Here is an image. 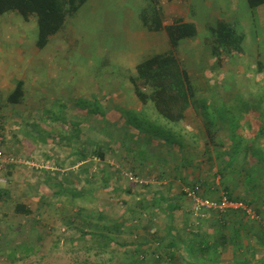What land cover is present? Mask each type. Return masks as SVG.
<instances>
[{
    "label": "rangeland",
    "instance_id": "374dc122",
    "mask_svg": "<svg viewBox=\"0 0 264 264\" xmlns=\"http://www.w3.org/2000/svg\"><path fill=\"white\" fill-rule=\"evenodd\" d=\"M102 1L105 3L106 0H89L74 17L67 19L64 29L50 39L51 46L58 49L57 53L37 50L33 61L40 62L41 71L33 82L43 84L39 95H30L25 104L10 105L3 97L9 89L0 93V121L4 118L3 114L11 115L9 121L6 120L0 127V161L3 163L0 189L12 197L3 200L0 206V264H130L126 261L128 257L118 248H114V255L95 256V251L88 252L91 244L100 242L83 240L80 234L84 231L107 234L109 238L122 241L115 237V228L110 225L103 227L101 218L97 215L91 217L90 212L104 209L115 221L120 210V216H125L122 218L124 220L130 216L124 213L129 206H118L119 200L131 202V199L103 193L98 179L102 176L105 178L103 169L109 173L107 167L97 165L100 173L96 169L95 175L90 176L95 182L86 180V174L94 167L93 164L88 162L78 172L70 167L79 161V154H83L85 160H90L93 151L105 152L108 157L110 153L118 154L121 149L126 146L130 148L140 140L146 144L143 154H149L153 142H159L163 137L176 142L172 136L176 138L179 131L182 133L179 124L172 125L164 120L152 104L143 106L133 97L128 81L132 77L131 74L129 76L131 64L124 60V56L131 55L128 51L131 38L123 36V32L121 36L110 35L101 15L108 5L105 4L100 13L96 9ZM141 2H149L150 7H146L145 12L152 19L151 0ZM237 4L236 17L239 21L235 26L245 36L240 55L221 52L219 61L212 56L210 47L207 50L202 45V57L195 62L187 52L179 53L178 57L189 79V110L197 111L198 119L209 134L222 137L223 152L234 156L235 151L242 149V153L247 151L252 157L257 155L254 160L260 164L256 167L264 168V77L257 76L255 67L257 61L261 62L263 68L260 70L264 74V6L251 10L243 0ZM161 5L160 12L166 18L182 19L186 14V5L182 0H162ZM196 21L199 37L195 40L197 35H194L180 40L177 51L183 50L182 46L190 45L194 53L201 42L209 40L207 27ZM126 25L128 29L129 22ZM36 37L33 20L24 23L15 13L0 17V72L3 74L0 78L7 79L8 86L14 85L19 78L30 82V77H27L28 70L14 67L13 62L2 59V49L7 58L13 56L8 52L15 45H20L26 54L28 48L35 47ZM46 58L54 60L53 68L47 64L49 62H44ZM243 70L246 76H250L245 78ZM240 77L243 79L240 80ZM125 106L132 110L124 109ZM249 124L254 127L252 132L247 128ZM129 148L125 149L128 155L133 152ZM170 161L176 162L175 158L169 160L168 157L162 162L169 164ZM38 162L41 165H37ZM22 170L26 174L21 173ZM6 172H13L16 177L7 180ZM65 179L74 182L75 188L86 196L98 191L100 197L97 200L90 197L78 200L76 207L82 208L81 212L72 209L71 206L75 204H68L69 201L57 210L50 201L38 200V190L48 195L59 193L58 187L53 190L50 186H56ZM256 189L264 193V182L259 181ZM108 197L112 198L110 203ZM253 201V208L264 222V199L255 198ZM18 204L25 206L31 215L16 214L15 206ZM20 247H39L40 250L12 263L7 258L6 248L8 251L15 250L17 258L21 255ZM112 256L117 258L113 259ZM146 257L142 264H159L151 256ZM175 260L169 264L181 263L177 258Z\"/></svg>",
    "mask_w": 264,
    "mask_h": 264
},
{
    "label": "crops",
    "instance_id": "0c3cea01",
    "mask_svg": "<svg viewBox=\"0 0 264 264\" xmlns=\"http://www.w3.org/2000/svg\"><path fill=\"white\" fill-rule=\"evenodd\" d=\"M238 1L240 0H182V3L186 5L184 17L182 19L166 18L162 14L163 27L178 21L189 22L195 28L196 40L199 37L196 20H199L202 26L207 27V29L215 27L219 20L235 26L236 22L239 21L236 17ZM243 1L246 2V0ZM105 4L108 5V8L101 15L104 27L109 28L110 35L119 34L121 36V32H123V36L131 38L129 41L131 46L128 49L131 55L124 56V60H128L131 64L129 65V76L130 74L132 77L134 76L135 68L140 63L155 55L172 51L166 34L163 31L154 32L150 21L148 24H144L142 21V13L146 7H149V2L143 4L141 0H106L105 3L102 1L101 5L96 8L99 13ZM261 17L263 18V15ZM262 21L264 22V19ZM23 22L29 23L24 20ZM34 22L35 20H33V24L36 27V22ZM128 22L130 27L127 29L126 23ZM180 43L173 50V54L179 63V53H190V59L192 58V61L195 62L196 59L202 57V45L209 48L204 41L194 53V49L190 45L182 46L183 50L177 51ZM10 49L8 54L10 55L11 52L13 56L10 55L7 58L2 49V59L13 62L14 67L28 70L27 77H30V82H24L21 78L17 79L24 85V98L21 104H25L30 95H39L41 86H43L42 82H33L36 79L34 78L36 74L41 71L40 62L33 61L37 49L36 47L28 48L27 55L20 48V45H15L14 48ZM39 52L57 53L58 49L51 46L49 41L48 45ZM30 55L32 57H29ZM53 61V59L46 58L44 62H49L47 64L53 68ZM180 65L185 71L181 63ZM261 66L262 63L257 61L255 67L259 78L264 77L260 70L263 68ZM242 74L244 77L246 76L244 70ZM0 75L3 74L0 72ZM224 76L226 77V75ZM248 76L250 74L246 77ZM24 77H26L25 74ZM241 79L243 77H240ZM7 82V79L0 78V93L9 89L3 96L5 100L15 89V82L12 86H8ZM190 103L191 95L189 109ZM125 107L124 109L132 110V108ZM189 109L184 113L181 122L178 123L182 133L179 131L176 138L172 136V140H176V142H170L163 137L159 142H153V146L150 147L152 152L149 154H143L146 146L144 140L133 143L130 148L126 146L118 154H109L108 152L112 158L106 157L107 153L101 151L91 152L90 160H85L83 154H79L77 155L80 158L79 161L70 168L78 172L80 167L87 165L88 162L93 164L94 167L89 172L91 174H86V180L90 181L94 179L90 176L95 175V170L99 171L98 168L100 167L97 165L107 167L109 173L103 169L105 178L102 176L101 179L107 180L109 184L101 189L103 193H109L111 197H129L131 199V202L119 200L118 205L129 206L124 209V213L130 215L129 218L123 220L122 218L125 216H120L121 212L118 210L117 220L109 221L107 224L117 228L114 233L116 234L115 237L122 240H116L119 244L117 250L123 251V255L128 257L126 261L129 263L133 262L131 258L135 256H143L153 252L154 255L160 256L162 263L167 261V256H174L183 264L191 263V261L193 264H206L207 262L208 264L210 262H215V264H264V222L261 224L252 223L239 213L229 212L223 216H210L199 226L195 225L191 206L183 194L184 188L199 184L203 190V197L208 199H218L221 195L229 192L232 198L236 200L251 201L253 207L255 205L253 199H264L263 191L256 189L259 181L264 182V168L256 167L260 164L254 160L257 155L252 157L248 155L247 151L242 153V149L235 151L234 156L231 153L223 152L222 137L209 134L207 128L198 119L197 111ZM10 116V114L2 115L4 118L0 121V127H3L6 120L9 121ZM247 128L251 132L254 129L253 125L250 124ZM257 142L260 141L257 140ZM128 148L133 150L129 153L130 155L125 153V149ZM166 156L169 160L175 158L176 162L163 163L162 161L167 159ZM37 165L41 164L38 162ZM30 167L37 169L35 166ZM13 170L16 169L13 168ZM125 171L149 181L148 184L140 187L129 183L123 176ZM21 173L26 174L23 170ZM8 174L11 180L16 177L13 172H8ZM8 174L6 172V175ZM109 188L113 191L111 192ZM111 197L107 198L108 203H110ZM262 203L264 215V202L262 201ZM105 204L107 203H103V205ZM105 215L108 216V213ZM104 226L106 224H103ZM161 256L165 257L162 258ZM189 256L194 258L190 259Z\"/></svg>",
    "mask_w": 264,
    "mask_h": 264
},
{
    "label": "trees",
    "instance_id": "16d2710c",
    "mask_svg": "<svg viewBox=\"0 0 264 264\" xmlns=\"http://www.w3.org/2000/svg\"><path fill=\"white\" fill-rule=\"evenodd\" d=\"M88 1L89 0H0V17L6 13H15L25 22L35 20L37 31L35 47L38 51H42L48 45L50 39L63 30L67 19L74 17L81 7H83ZM246 2L251 10H256L264 6V0H246ZM151 5V7H153V18L149 19L144 10L142 13V21L144 24H148L150 21L154 32L163 31L168 38L172 51L155 55L151 59L140 63L135 68V74L130 78L129 83L132 87L135 99L141 105L147 106L148 104H152L156 113L160 117L171 124H178L184 118V113L189 109L190 92L187 72L182 69L180 63L173 54V50L176 49L180 40L191 38L196 35V32L193 24L183 21H178L172 25L163 27V16L160 12L161 0H151ZM207 30L210 38L206 43L212 49V56H214V58H218L220 61L219 57L221 52H225L229 55H240L242 53L245 36L240 33L235 26L219 20L215 27L208 28ZM23 86V82H15V89L6 99L8 104L20 105L22 103L24 98ZM6 178L9 180V174ZM94 180L93 182H95ZM98 180L101 189L109 184L105 179ZM57 187L59 193L55 192L49 195L38 190L40 192L38 200L50 201L53 207H56L57 210L61 206H64L66 204L65 202L69 201L68 204H75L74 206H71L72 209L75 208L77 212H81L82 208L76 207L78 200L85 197L97 200L100 197L98 191H93L86 196L84 192L75 188L74 182L66 179L59 181L56 186H50L53 190L57 189ZM110 191L112 192L113 190L110 189ZM224 195L230 201H243L232 198L229 192ZM6 198L9 200V198L11 199L12 197L7 195V191L0 189V206ZM245 203L252 207L251 201ZM95 211L90 212L91 217L97 215V217L101 218L102 222H105L104 224L106 225L109 221H112L110 217L108 219V216L105 215L106 212L103 209ZM15 213L24 216L31 215V212L22 204L15 206ZM256 213L260 215L257 211ZM34 224L37 223L34 222ZM114 228L117 230L116 227ZM80 236L83 240L88 239L92 242L93 240L100 242L95 245L91 244L88 248V252L95 251V256L107 253L114 255L116 253V249L114 248L119 247L116 239L113 237L109 238L105 234L86 233V231H84L81 232ZM39 250V247L33 249L20 247L19 251L21 255L17 258L15 257V250L12 249L8 251L6 248L5 252H7V258L9 261L17 263L25 257L35 254ZM143 256H154V254L151 252V254H144ZM141 257L142 256H135L134 258H131L133 262H130V264H142L145 260H141ZM112 258L116 259L117 257L112 256ZM189 258L192 259L194 257L189 256ZM166 259L168 262L165 261V263L160 262L161 258L156 261L159 264H169L172 263V259L175 258L174 256H167ZM185 264L193 263L191 261V263L186 262ZM206 264H208V262ZM209 264H215V262H210Z\"/></svg>",
    "mask_w": 264,
    "mask_h": 264
},
{
    "label": "built area",
    "instance_id": "2783aa9c",
    "mask_svg": "<svg viewBox=\"0 0 264 264\" xmlns=\"http://www.w3.org/2000/svg\"><path fill=\"white\" fill-rule=\"evenodd\" d=\"M0 138V145H1ZM1 153V152H0ZM2 155L0 154V160ZM12 162V160H10ZM9 161V162H10ZM7 163V162H6ZM3 171V163L0 161V176ZM123 176L126 180L136 186H145L149 181H145L129 172H124ZM201 185L195 184L183 189V194L187 202L191 206V214L195 220V225L199 226L205 222L210 216H223L231 212L233 214H241L245 219L252 223L261 224L263 219L258 215L255 209L243 201H230L225 195H221L218 199H208L203 197ZM147 257L142 256L141 260H146ZM152 259L159 260L160 256H151Z\"/></svg>",
    "mask_w": 264,
    "mask_h": 264
}]
</instances>
